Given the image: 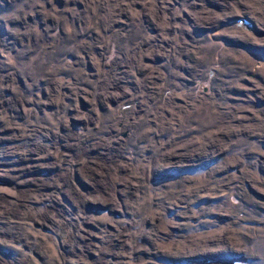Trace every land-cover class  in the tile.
I'll use <instances>...</instances> for the list:
<instances>
[{"label": "rangeland", "instance_id": "1", "mask_svg": "<svg viewBox=\"0 0 264 264\" xmlns=\"http://www.w3.org/2000/svg\"><path fill=\"white\" fill-rule=\"evenodd\" d=\"M0 264H264V0H0Z\"/></svg>", "mask_w": 264, "mask_h": 264}]
</instances>
